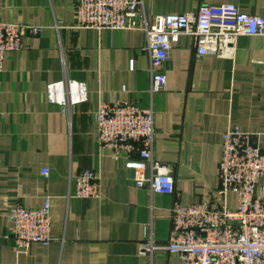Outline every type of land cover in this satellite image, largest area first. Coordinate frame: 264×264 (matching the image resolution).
I'll list each match as a JSON object with an SVG mask.
<instances>
[{"label":"crops","instance_id":"1","mask_svg":"<svg viewBox=\"0 0 264 264\" xmlns=\"http://www.w3.org/2000/svg\"><path fill=\"white\" fill-rule=\"evenodd\" d=\"M75 2L0 0L1 21L41 29L24 37L0 70V264H181L162 249L173 201L215 203L227 130L238 129L264 150V39L238 37L232 56L219 58L198 57L190 37L180 35L162 67L165 88L150 98L144 34L81 28ZM227 3L264 17V0H146L145 12L185 14ZM65 80L84 82L87 101L50 104L46 86ZM100 102L152 107L153 157L170 167L175 198L135 188L124 160L98 143L93 114ZM86 169L97 175L98 197L77 199L74 177ZM45 201L52 242L15 251L9 209ZM234 205L229 193L227 207ZM150 239L157 249L141 255Z\"/></svg>","mask_w":264,"mask_h":264},{"label":"built area","instance_id":"2","mask_svg":"<svg viewBox=\"0 0 264 264\" xmlns=\"http://www.w3.org/2000/svg\"><path fill=\"white\" fill-rule=\"evenodd\" d=\"M145 3L146 0H76L74 15L77 26L84 29L144 34L141 51L149 59L150 98L165 88L162 67L180 35L190 37L198 57L230 58L238 37L264 39V17L243 14L233 3L200 5L193 13L150 16L145 12ZM40 30L0 19V70L6 56L22 48L23 38L38 35ZM128 70H134L133 59L128 62ZM45 96L50 104L59 106H75L88 99L86 84L73 80L48 84ZM93 116L98 143L111 151L113 159L124 160L125 169L133 173L135 188L175 198L170 167L153 157L152 107L100 102ZM133 152L137 153L135 158L131 157ZM48 174V169H41V176ZM217 175L219 187L214 204L185 206L173 201L169 239L162 249L177 256L181 264H264V150L238 129L227 130L222 136ZM229 193L235 197L233 208L227 207ZM74 197H98L95 172L86 169L74 177ZM8 219L17 252H25L33 243L47 247L53 240L49 201L35 208L16 205L9 209ZM141 248V255H151L157 249L151 239Z\"/></svg>","mask_w":264,"mask_h":264}]
</instances>
